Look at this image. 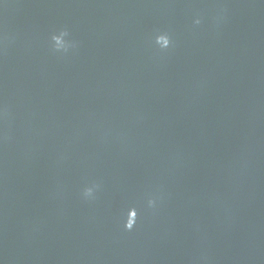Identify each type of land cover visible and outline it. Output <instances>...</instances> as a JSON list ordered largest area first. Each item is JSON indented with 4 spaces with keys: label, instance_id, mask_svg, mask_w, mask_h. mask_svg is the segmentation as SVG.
<instances>
[{
    "label": "water",
    "instance_id": "obj_1",
    "mask_svg": "<svg viewBox=\"0 0 264 264\" xmlns=\"http://www.w3.org/2000/svg\"><path fill=\"white\" fill-rule=\"evenodd\" d=\"M0 264H264V0H0Z\"/></svg>",
    "mask_w": 264,
    "mask_h": 264
},
{
    "label": "clouds",
    "instance_id": "obj_2",
    "mask_svg": "<svg viewBox=\"0 0 264 264\" xmlns=\"http://www.w3.org/2000/svg\"><path fill=\"white\" fill-rule=\"evenodd\" d=\"M222 18V17H220ZM196 25L201 23V19L197 18L195 21ZM52 50L57 53H68L71 49L75 48L76 42L70 39V32L67 29L60 30L57 34H54L51 38ZM155 44L161 51L170 49L173 46V41L168 33H160L155 37ZM98 185L92 187H87L83 191V196L85 199H94L95 192ZM149 208L155 209L158 205V198H151L147 201ZM138 213L135 219H130L127 212V219L125 222V229L127 231H132L137 223Z\"/></svg>",
    "mask_w": 264,
    "mask_h": 264
}]
</instances>
